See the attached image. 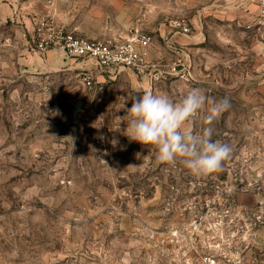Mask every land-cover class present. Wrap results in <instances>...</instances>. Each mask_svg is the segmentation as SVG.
<instances>
[{
    "label": "rangeland",
    "instance_id": "1",
    "mask_svg": "<svg viewBox=\"0 0 264 264\" xmlns=\"http://www.w3.org/2000/svg\"><path fill=\"white\" fill-rule=\"evenodd\" d=\"M120 1L144 31L194 41V76L89 88L77 61L47 74L22 64L23 23L83 16L100 32ZM215 1L0 0V264H264V26L215 16ZM193 88L231 105L212 125L231 156L205 176L158 163L121 121L134 93L178 101Z\"/></svg>",
    "mask_w": 264,
    "mask_h": 264
},
{
    "label": "clouds",
    "instance_id": "2",
    "mask_svg": "<svg viewBox=\"0 0 264 264\" xmlns=\"http://www.w3.org/2000/svg\"><path fill=\"white\" fill-rule=\"evenodd\" d=\"M130 100L131 106L121 117L126 123L123 134L130 142L154 146L158 163L179 162L193 176H205L220 171L223 162L230 158L231 146L213 139L212 128L231 106L227 97L217 100L193 88L178 101L152 92L134 93ZM202 111L207 127L197 132L190 122ZM118 143L113 139V146Z\"/></svg>",
    "mask_w": 264,
    "mask_h": 264
},
{
    "label": "built area",
    "instance_id": "3",
    "mask_svg": "<svg viewBox=\"0 0 264 264\" xmlns=\"http://www.w3.org/2000/svg\"><path fill=\"white\" fill-rule=\"evenodd\" d=\"M255 1L259 8L258 23L264 26V0ZM173 30L175 33L187 35L191 32V25L185 19H178L173 22ZM77 32L76 28L56 26L52 21L43 20L36 24L30 41L39 53L62 49L67 57L79 60L85 66L91 65L108 82L116 81L124 73H129L147 88H152L170 76H189L188 64L182 59L169 65L150 59L154 37L149 33L132 30L121 39L100 40L79 35ZM164 42L168 49L174 50L169 39ZM80 75L85 86L92 88L96 83L97 79L91 70L84 69Z\"/></svg>",
    "mask_w": 264,
    "mask_h": 264
},
{
    "label": "crops",
    "instance_id": "4",
    "mask_svg": "<svg viewBox=\"0 0 264 264\" xmlns=\"http://www.w3.org/2000/svg\"><path fill=\"white\" fill-rule=\"evenodd\" d=\"M211 11L215 16H222L229 21H237L238 23L242 21L246 25L253 23V21L256 19L259 8L255 0H216L213 4V7H211ZM111 12L113 13L111 21H108L107 25L104 26V29L100 32H90L86 29L84 22L85 20L89 19L88 17L84 18L83 16H80V18H78L74 22L72 21V19H69L70 23L68 22V24L73 25V27L75 26V28L77 27L76 29L78 30L77 33L79 35L100 40L121 39L127 36L128 33L132 30H139L148 33L142 28L135 26V23L131 20V16L127 12V6L123 1L114 4ZM97 14L98 13H96V16H94V18H97L100 22L99 19L104 18L103 14ZM108 18H110V16ZM38 22L40 21L34 20L31 22L27 21V23L25 24L23 23V29L27 39V49H29L27 50V53H25L21 57V62L25 66V68H28V70H30L31 72L47 74L51 71H60L62 69L71 68V66L73 65V61H77L79 62L81 71L84 69L91 70L98 81L101 82V80H104L103 76L99 75L97 71H94L91 65L86 64L85 66L84 63H81L79 60L67 57L64 54L63 50L60 48L49 50L46 53H39L35 51L30 39L34 35L36 24ZM54 24L56 26H63L56 21H54ZM249 31L253 32L254 30ZM166 32V30L160 29V34H151L154 37V42L150 49V59L152 61H160L169 65L174 61H178L180 59L183 60L187 54L192 55V49H194L195 47L194 45H192L194 44V41H191L187 38H176L173 36V38L171 37L169 39L170 33L169 35H167ZM161 38L163 41L169 39V42L173 45L174 50L168 49L165 46V43H163V41L161 42ZM190 61H192V63L188 65V72L190 75L194 76L193 58H190ZM125 75L131 74L124 73L119 79H121Z\"/></svg>",
    "mask_w": 264,
    "mask_h": 264
},
{
    "label": "water",
    "instance_id": "5",
    "mask_svg": "<svg viewBox=\"0 0 264 264\" xmlns=\"http://www.w3.org/2000/svg\"><path fill=\"white\" fill-rule=\"evenodd\" d=\"M81 102H78L76 105H75V108H74V112H73V115L76 116L77 113L80 111L81 109Z\"/></svg>",
    "mask_w": 264,
    "mask_h": 264
}]
</instances>
